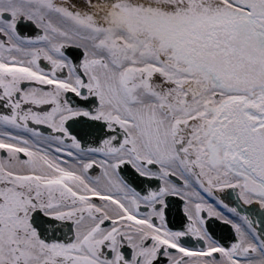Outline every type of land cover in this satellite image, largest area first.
I'll list each match as a JSON object with an SVG mask.
<instances>
[{"label":"snow or ice","instance_id":"snow-or-ice-1","mask_svg":"<svg viewBox=\"0 0 264 264\" xmlns=\"http://www.w3.org/2000/svg\"><path fill=\"white\" fill-rule=\"evenodd\" d=\"M0 264H264V0H0Z\"/></svg>","mask_w":264,"mask_h":264}]
</instances>
